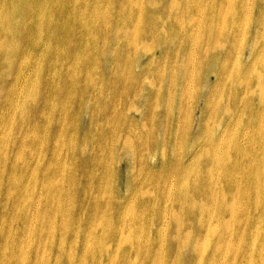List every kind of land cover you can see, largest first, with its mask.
<instances>
[{
	"label": "rangeland",
	"instance_id": "obj_1",
	"mask_svg": "<svg viewBox=\"0 0 264 264\" xmlns=\"http://www.w3.org/2000/svg\"><path fill=\"white\" fill-rule=\"evenodd\" d=\"M0 264H264V0H0Z\"/></svg>",
	"mask_w": 264,
	"mask_h": 264
}]
</instances>
